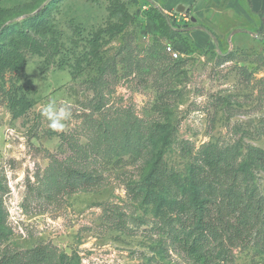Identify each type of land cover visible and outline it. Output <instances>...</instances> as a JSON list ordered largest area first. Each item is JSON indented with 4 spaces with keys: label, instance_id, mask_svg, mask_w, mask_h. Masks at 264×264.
I'll return each instance as SVG.
<instances>
[{
    "label": "rangeland",
    "instance_id": "rangeland-1",
    "mask_svg": "<svg viewBox=\"0 0 264 264\" xmlns=\"http://www.w3.org/2000/svg\"><path fill=\"white\" fill-rule=\"evenodd\" d=\"M153 3L165 11L162 0H0V259L44 245L52 264H201L168 229L206 155L230 157L239 190L264 200V16L211 14L208 26L178 3L165 12L188 39H167ZM51 101L70 105L62 133L41 113ZM159 157L166 177L148 190ZM67 170L97 183L68 186ZM263 244L264 216L228 264H264Z\"/></svg>",
    "mask_w": 264,
    "mask_h": 264
},
{
    "label": "trees",
    "instance_id": "trees-1",
    "mask_svg": "<svg viewBox=\"0 0 264 264\" xmlns=\"http://www.w3.org/2000/svg\"><path fill=\"white\" fill-rule=\"evenodd\" d=\"M110 10L118 15L123 24H129L133 19L122 2H116ZM146 14L161 36L167 39H188L183 34L185 30L171 24L169 15L162 7L153 3ZM41 15L43 12H38L34 18ZM198 27L203 28L212 38L216 36L209 27L203 24ZM254 158L260 162L264 161L262 154H257ZM165 177L164 163L159 157L155 160L144 185L148 190L155 189ZM192 178L190 196L174 205V213L180 219L181 226L177 227L173 222L169 225L170 241L195 262L232 263V250L245 244L261 223L264 216V200L254 189L239 190L230 157L204 156L197 164ZM167 180L176 183L177 173L169 174ZM64 183L73 187L94 185L97 182L94 176L67 170ZM130 193L132 197L138 198L141 191L133 187ZM262 249L264 251V244ZM0 264H52V259L44 245H37L24 253L2 256Z\"/></svg>",
    "mask_w": 264,
    "mask_h": 264
},
{
    "label": "crops",
    "instance_id": "crops-1",
    "mask_svg": "<svg viewBox=\"0 0 264 264\" xmlns=\"http://www.w3.org/2000/svg\"><path fill=\"white\" fill-rule=\"evenodd\" d=\"M165 11L176 8L178 3L191 8L198 20L210 25V16H239L248 19L250 16H264V0H245V5L239 0H162ZM250 16H249V14ZM214 27L215 25L211 23ZM264 31V25L262 26ZM188 36L198 42V45L206 44L208 35L201 29L193 28L187 32Z\"/></svg>",
    "mask_w": 264,
    "mask_h": 264
},
{
    "label": "clouds",
    "instance_id": "clouds-1",
    "mask_svg": "<svg viewBox=\"0 0 264 264\" xmlns=\"http://www.w3.org/2000/svg\"><path fill=\"white\" fill-rule=\"evenodd\" d=\"M41 113L49 122L48 127L57 133H62L66 130L67 125L65 122L69 121L72 116L70 105L62 104L58 107L55 101L42 106ZM86 142V138L82 137L81 143Z\"/></svg>",
    "mask_w": 264,
    "mask_h": 264
},
{
    "label": "built area",
    "instance_id": "built-area-1",
    "mask_svg": "<svg viewBox=\"0 0 264 264\" xmlns=\"http://www.w3.org/2000/svg\"><path fill=\"white\" fill-rule=\"evenodd\" d=\"M166 50L168 51V53H170L173 57H178V51L175 50V48L172 45H167L166 46Z\"/></svg>",
    "mask_w": 264,
    "mask_h": 264
},
{
    "label": "water",
    "instance_id": "water-1",
    "mask_svg": "<svg viewBox=\"0 0 264 264\" xmlns=\"http://www.w3.org/2000/svg\"><path fill=\"white\" fill-rule=\"evenodd\" d=\"M183 9H184V7L182 5H179V6L176 7L177 11H182Z\"/></svg>",
    "mask_w": 264,
    "mask_h": 264
}]
</instances>
